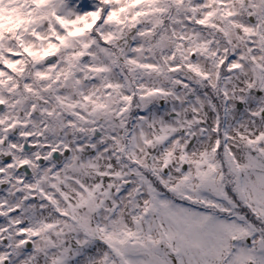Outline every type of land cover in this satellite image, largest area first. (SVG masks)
Segmentation results:
<instances>
[{
    "label": "snow or ice",
    "instance_id": "snow-or-ice-1",
    "mask_svg": "<svg viewBox=\"0 0 264 264\" xmlns=\"http://www.w3.org/2000/svg\"><path fill=\"white\" fill-rule=\"evenodd\" d=\"M0 264H264V0H0Z\"/></svg>",
    "mask_w": 264,
    "mask_h": 264
}]
</instances>
